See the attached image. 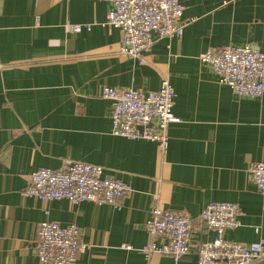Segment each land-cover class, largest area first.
I'll use <instances>...</instances> for the list:
<instances>
[{
    "label": "crops",
    "instance_id": "1",
    "mask_svg": "<svg viewBox=\"0 0 264 264\" xmlns=\"http://www.w3.org/2000/svg\"><path fill=\"white\" fill-rule=\"evenodd\" d=\"M113 1L0 0V264H42L44 221L83 229L75 264H147L145 225L157 207L198 220L210 203L236 204L240 227L226 239H264V196L249 173L264 163V95L236 97L200 60L228 46L264 52V0H180L183 37L154 36L145 65L119 54L122 33L105 26ZM76 25L92 27L75 33ZM164 77L180 119L165 157L156 143L113 136L112 105L101 97L105 87L155 92ZM66 161L101 166L133 192L116 209L22 195L29 175ZM214 237L197 225L177 264H197L198 248ZM148 264L175 262L153 255Z\"/></svg>",
    "mask_w": 264,
    "mask_h": 264
},
{
    "label": "built area",
    "instance_id": "2",
    "mask_svg": "<svg viewBox=\"0 0 264 264\" xmlns=\"http://www.w3.org/2000/svg\"><path fill=\"white\" fill-rule=\"evenodd\" d=\"M184 12L180 0H114L105 26L121 31V56L145 65L146 54L155 44L154 36L170 40L183 37L187 25ZM91 27L76 25L72 30L80 33ZM200 60L236 97L258 99L264 95V52L257 46L208 49ZM101 97L112 105L113 136L156 143L161 156L167 155L169 127L180 122L173 113L176 95L167 77L155 92L105 87ZM249 173L258 192L264 196V163H254ZM132 192L129 184L105 177L101 166L66 161L58 170L41 168L29 175L22 195L45 203L65 200L73 205L92 203L116 209ZM240 216V207L226 202L208 204L198 220L180 211L154 208L145 225L149 242L141 253L147 264L153 255L171 256L177 264L190 253L195 227L202 225L215 237L198 248L197 264H259L264 261V239L242 244L225 237L228 231L240 227ZM82 236L83 229L77 224L63 227L44 221L38 229L37 257L42 264H75L77 254L86 249Z\"/></svg>",
    "mask_w": 264,
    "mask_h": 264
}]
</instances>
